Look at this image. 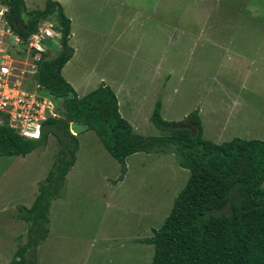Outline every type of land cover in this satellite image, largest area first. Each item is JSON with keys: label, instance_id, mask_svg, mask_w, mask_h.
Returning a JSON list of instances; mask_svg holds the SVG:
<instances>
[{"label": "rangeland", "instance_id": "374dc122", "mask_svg": "<svg viewBox=\"0 0 264 264\" xmlns=\"http://www.w3.org/2000/svg\"><path fill=\"white\" fill-rule=\"evenodd\" d=\"M44 2L29 0L28 5ZM104 2L75 7L78 22L87 26L77 38L90 63L103 53L100 67H118L119 75L128 59L120 50L135 52L129 78L144 95L127 106L121 99L135 133L165 136L151 120L160 101L166 120L194 130L187 117L199 109L206 139L264 141V0ZM122 32L127 39L105 46L104 34ZM59 43L58 37L52 39L50 50L57 53ZM56 104L64 107L62 100ZM77 139V161L52 202L51 234L36 250L38 264H151L155 248L143 239L165 222L190 170L169 149L128 156L123 173L96 130L86 129ZM60 149L51 134L26 156L0 154V264H9L26 242L30 223L19 217V206L33 204Z\"/></svg>", "mask_w": 264, "mask_h": 264}, {"label": "trees", "instance_id": "16d2710c", "mask_svg": "<svg viewBox=\"0 0 264 264\" xmlns=\"http://www.w3.org/2000/svg\"><path fill=\"white\" fill-rule=\"evenodd\" d=\"M11 6L15 30L27 39L39 19L58 11L62 37L56 56L40 64L38 79L56 103L62 100L60 117L43 124L39 139H28L10 127L0 113V154L26 156L55 135L60 154L39 194L30 207L19 206V217L30 223L27 240L9 264H38L36 250L48 237L50 207L61 195L66 176L76 162L79 147L71 122L88 124L96 130L110 154L123 165L139 152H176L180 165L190 170L186 186L177 196L165 222L143 242L154 245L151 264H264V141L236 137L220 143L206 139L199 109L187 120L196 127L180 126L166 120L161 102L151 120L166 132L163 137H144L134 132L122 116L116 92L101 84L79 96L62 75V68L73 55L69 45L70 19L56 0H46L42 10L27 11L23 0H2ZM124 176V175H121Z\"/></svg>", "mask_w": 264, "mask_h": 264}, {"label": "built area", "instance_id": "2783aa9c", "mask_svg": "<svg viewBox=\"0 0 264 264\" xmlns=\"http://www.w3.org/2000/svg\"><path fill=\"white\" fill-rule=\"evenodd\" d=\"M57 14L41 17L24 39L13 27L11 7L0 3V113L26 138H39L43 123L60 116L38 79L40 64L52 52L50 42L62 37Z\"/></svg>", "mask_w": 264, "mask_h": 264}, {"label": "crops", "instance_id": "0c3cea01", "mask_svg": "<svg viewBox=\"0 0 264 264\" xmlns=\"http://www.w3.org/2000/svg\"><path fill=\"white\" fill-rule=\"evenodd\" d=\"M23 1L25 3V7L27 11H33L38 9L42 10L45 8L46 5V0L43 6L34 5L33 7H29L28 5L29 0H23ZM56 1L61 4L63 13L67 18L70 19L71 37L69 40V45L74 50L70 60L62 68L61 72L63 77L73 86V88L76 90V92L80 97L88 94L89 92L100 86L101 84L109 85L116 92L118 96L120 112L124 117V114L121 110L122 96L124 103L126 102L125 105L126 104L130 105L134 102L138 103V99H140V97L144 95V93L139 90L140 86L134 81H132L133 77L129 78V72L132 71L133 63L135 61V52L133 50L129 52L125 48H122L120 50L121 55L128 57V59H126L127 69L126 71H123L121 75H119V71H117L118 67L115 68V71L113 70V68L105 70L100 67L101 63L104 60L103 53L97 55V59L95 60L94 64L90 63V60L86 58L88 56L87 55L88 53L83 55L81 54V46L77 38L81 29L85 30L87 26L84 25L85 24L84 22H78L79 18L75 7L80 6L82 8L83 2L88 3V2H97L101 0H56ZM118 1L119 0H105L104 4L115 6L118 3ZM0 3H5V2H2V0H0ZM127 20L128 19H126L125 16L122 15L121 21L123 23H126ZM104 36H105L104 41L106 43L105 46L110 48L115 47L116 42L114 40H118L122 38L127 39L128 37L124 32L119 34L117 37L114 36V33L113 34L106 33L104 34ZM51 53H53L52 57H54L57 54L56 52H51ZM160 68L161 65L159 63V75H160ZM80 134L81 133H79L77 137H79ZM49 231H50V227H49ZM49 234H51V231L48 232V235Z\"/></svg>", "mask_w": 264, "mask_h": 264}, {"label": "water", "instance_id": "95a60500", "mask_svg": "<svg viewBox=\"0 0 264 264\" xmlns=\"http://www.w3.org/2000/svg\"><path fill=\"white\" fill-rule=\"evenodd\" d=\"M89 128L88 124H84L82 122H71L70 124V130L73 134L78 135L79 133L85 131Z\"/></svg>", "mask_w": 264, "mask_h": 264}, {"label": "clouds", "instance_id": "9594fccd", "mask_svg": "<svg viewBox=\"0 0 264 264\" xmlns=\"http://www.w3.org/2000/svg\"><path fill=\"white\" fill-rule=\"evenodd\" d=\"M5 3H6V2H5ZM7 4H8V3H7ZM8 5H9V4H8ZM9 6H10V5H9ZM10 7H11V6H10ZM55 11H56V10H55ZM51 14H53V13H51ZM57 15H58V14H57ZM45 16H46V15H45ZM43 17H44V16H43ZM57 18H58V20H59V17H57ZM49 97H50V96H49ZM52 99H53V98H52ZM53 100H54V99H53ZM54 102H55V101H54ZM55 104H56V102H55ZM56 106H57V104H56ZM57 108H58V107H57ZM58 111H59V113L61 112L59 108H58ZM60 115H61V113H60ZM59 117H60V116H59ZM45 122H46V121H45ZM45 122H44V123H45ZM44 123H43V124H44ZM42 130H43V129H42ZM16 132H17V131H16ZM17 133H18V132H17ZM18 134H19V133H18ZM41 134H42V131H41ZM19 135H20V134H19ZM74 135H75V134H74ZM40 137H41V135H40ZM40 137H39V138H40ZM25 138H26V137H25ZM39 138H28V139H39Z\"/></svg>", "mask_w": 264, "mask_h": 264}]
</instances>
